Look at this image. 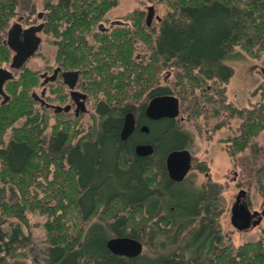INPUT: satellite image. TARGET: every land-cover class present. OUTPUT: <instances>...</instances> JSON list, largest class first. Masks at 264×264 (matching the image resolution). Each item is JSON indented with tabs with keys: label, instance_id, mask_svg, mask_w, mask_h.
Instances as JSON below:
<instances>
[{
	"label": "trees",
	"instance_id": "16d2710c",
	"mask_svg": "<svg viewBox=\"0 0 264 264\" xmlns=\"http://www.w3.org/2000/svg\"><path fill=\"white\" fill-rule=\"evenodd\" d=\"M21 1L0 0V64L10 60L6 32ZM54 1H46L47 31L62 30L61 56L75 68L95 66L89 74L94 88L107 90H93L104 97L96 106L95 126L77 142L75 125L60 128L56 121L51 127L48 112L35 109L31 90H18L37 84L34 72L12 83L10 99L0 101V264H24L21 252L31 244L23 231L30 225L28 211L47 216V264H264V232L258 241L236 248L213 232L220 183L209 179L194 186L168 177L167 154L187 146L190 135L178 117L145 119L147 102H141L174 94L184 111L200 115L201 93L212 104L213 116L227 111L242 120L240 133L229 140V154L245 151L264 129V102L238 107L226 101L224 90L210 94L204 89L208 80L226 83L232 77L226 61L238 55L237 46L253 57L264 51V0H160L170 11L158 30L146 22L143 11H134L127 18L136 15L135 29L118 28L115 39L108 37L95 52L85 37L118 0ZM138 41L150 51L145 63L135 58ZM173 67L175 90L159 84L160 73ZM137 101L142 104L138 121H145L150 131L123 140L124 116ZM139 140L154 147L153 155L134 152ZM252 150L253 158L264 153L257 145ZM201 165L202 171L209 170ZM255 178L264 199V163ZM100 211L102 221L82 227ZM198 216V226L191 228ZM112 233L141 236L153 252L122 260L106 246Z\"/></svg>",
	"mask_w": 264,
	"mask_h": 264
},
{
	"label": "rangeland",
	"instance_id": "374dc122",
	"mask_svg": "<svg viewBox=\"0 0 264 264\" xmlns=\"http://www.w3.org/2000/svg\"><path fill=\"white\" fill-rule=\"evenodd\" d=\"M46 1L22 0L16 6V14L11 19L10 24L16 21L21 14H27L28 7L35 8V14L45 11ZM149 5H154L155 15H159L161 18L165 17L168 11H170V7L160 0H118V4L111 8L106 15L109 18L107 25H109L110 20L124 18V16L126 17L127 14L134 10L143 11L144 18H146ZM160 22L154 19L151 27L158 30ZM95 30H97V27ZM40 35L42 37V44L39 49L41 52L28 62L30 69H43L47 64H53L57 51V45L55 46L54 44V36L52 34L48 36L45 34ZM89 39L93 42V36H89ZM235 49L239 52L238 55L226 61L233 68L234 73L232 77L226 83L208 80L205 85L208 89L205 87L204 90H212L210 94L213 93V90H224L226 101L238 107H250L259 102H264L262 98V92L264 91V51L258 57H253L240 46H237ZM149 52L141 42H137L135 58L138 62H147ZM159 84L175 90L177 87V85L175 86V68L164 69L160 73ZM30 92L42 96V90H31ZM92 94L87 106L89 111L77 118L78 121L75 124V128L80 131L77 138L85 135L90 128L95 126L94 115L97 117L96 106L98 101L103 99L104 96L99 95L96 97L94 93ZM216 96V98H219L218 94ZM199 97V102L204 106L202 113L195 115L192 110L184 111L181 104V113L178 119L179 126L190 135L185 147L191 151L194 160L193 168L189 172L186 181L194 186H201L211 179L222 185V192L217 208H220L219 222L225 245L232 244L236 248L248 242H256L263 235L264 218L256 227L247 231L238 230L231 223V209L236 201V196L243 189L246 191V202L251 209L264 210V199L258 190L255 178L256 168L264 163V153L259 152L256 158H253L251 155L253 151L252 147L256 145L262 147L264 151V129L251 140L250 146L245 151L231 156L229 154V140L240 133L242 120L230 116L227 111H222L219 116H213L212 104L206 101L207 97L201 93H199ZM45 98L47 102L53 104L52 108L47 110L49 124L52 127L57 121L56 112H54V106L57 105V94L54 90L47 91ZM128 100L131 101L132 99L129 98ZM141 102H148V100L144 97L141 99ZM34 107L36 110H43L39 102H35ZM217 125L221 126L217 127ZM50 130L51 128H49L48 132ZM8 137L7 135L6 141H8ZM202 163L206 164L209 170L202 171ZM183 188L190 191L186 187ZM100 214L101 211L92 220L96 221L99 219L101 217ZM27 216L30 225L23 226V231L30 237L31 244L27 247L28 252H21L23 253L21 260L24 264H36V257L42 263L44 254L50 246L47 231L43 226L47 220V216L39 211H28ZM200 219L201 217L198 216L191 225V228H196ZM153 244V247H158V243L153 242ZM177 246L178 243L173 245V248ZM144 252L152 254L153 250L145 245Z\"/></svg>",
	"mask_w": 264,
	"mask_h": 264
},
{
	"label": "flooded vegetation",
	"instance_id": "af4514ba",
	"mask_svg": "<svg viewBox=\"0 0 264 264\" xmlns=\"http://www.w3.org/2000/svg\"><path fill=\"white\" fill-rule=\"evenodd\" d=\"M150 6H152V5L148 6V12L146 14L145 20L147 23L150 22L148 24L151 26L154 19L161 21L162 18L159 15H155V7H153V9H152V8H150ZM34 10H35V8H29L28 7V13L27 14H25V13L21 14L16 21L12 22L9 25V27L7 29L5 41H6L8 48L11 52V57H10V60L5 61L4 63L0 64V68H5V69L11 71L13 73V77L11 79L6 80L5 83L3 84V90H5V92L7 93L8 98L6 99V98H4V96L0 95L1 102H5V101L10 99V93H8L7 90H10V86L12 83L19 82L21 77L22 76L25 77L28 72H34L36 75L37 84L33 85L29 89L26 87L20 86V87H18V90H42V96H38L36 93H33V96H34L36 102L40 103V105L42 107L41 109H43L45 112H47V110L51 109L53 106V104L46 101L47 100L45 98L46 92L54 90L55 93L57 94V105L54 106V112H56V115H57V126L62 128L63 124H67V123L75 125L77 122L76 121L77 118H79L80 116L84 115L86 112L89 111L87 106H88V101L90 100L91 96L93 95L92 94L93 90H107V89H105V88H100V89L94 88L93 76L92 75L89 76V74L91 73V71H93L95 69V66H92L91 64L87 63L85 68H80V67L75 68V65L72 67V65L66 63L64 58L61 56V44H62V40H63L62 34H61L62 30H58L57 33H56V31H54L53 33L47 31L48 27L50 26V25H48V14L50 13L49 12L50 10H48V8H46L45 11H40L37 14L34 13L35 12ZM109 11H107L103 15L101 21L98 23L97 30H94L91 33H88L85 37L87 45L89 46V48H92L91 52L99 51L100 46H104L103 44L106 41L105 39H108V37H111L112 40H114L115 34H116L115 32L118 28L120 29V28H124L125 26H127L130 29L131 28L135 29L136 15L134 16V18L133 17L127 18V15H130L131 13H133L134 11H137V10H134L133 12L127 14L126 17L124 16V18L122 17V18H115V19L110 20L109 25H107V21L109 20V18L106 15ZM150 13H151V18L149 17L150 19L148 20V15ZM12 18H14V17H12ZM16 23L21 24V30H20L18 36H19V40L22 43H26L27 39L30 36L29 33L26 32L27 29L42 25L41 30L35 32V34H37L40 37V44L38 46V49L35 51V53L31 57H29L27 59V61L23 64V66L18 67V68L13 67V65H12V61H13V57L15 55V51L12 49V47L7 42L8 30L13 24H16ZM40 34H45L46 36L52 34L54 36V44H55V46L57 45V51H56L54 59H53V64H47L43 69H38V70L30 69L28 62L30 61L31 58L35 57L37 54H40V52H41L39 50L41 47V44H42V37ZM89 36H93V42H91V40L89 39ZM99 36H102L103 39H99ZM67 71H77V73H78L76 76V79L74 81L73 87L69 86V84L66 81L67 79L64 77V73ZM72 91H76L78 94L73 95ZM150 99L151 98H149V100ZM149 100H148V102H149ZM79 102L81 103L80 105L85 107V110H83V111L78 110V103ZM148 102L146 103L145 108H144V115H145L144 117L147 120H152L145 113V109H146ZM141 105L142 104L140 101L138 103L137 102L133 103L134 108L132 111L134 112L135 118H136V128L133 131V133L135 132V133H139V134H142V133L146 134V133H149L150 127L148 124L145 123V121L139 122L138 116L136 113L137 111H139L141 109ZM128 111H131V110H128ZM68 119H70V122L68 121ZM143 126H147L148 131H144L142 129ZM81 137L74 138V141L77 142L79 139L80 140L83 139ZM141 143L150 144L149 142H144L141 140L136 141L134 143V152H135L136 146L138 144H141ZM183 148H186V147H183ZM151 155H153V154H151ZM151 155H147V156H151ZM193 162H194V160H192V168H193ZM165 167H166V158H165ZM192 168H191V170H192ZM166 173L168 175L167 168H166ZM168 177H169V175H168ZM186 179H187V177L184 180H186ZM184 180H182V181H184ZM182 181H175V182H182ZM216 207H217V205H216ZM250 209H251V207H250ZM251 210L254 211L255 209H251ZM215 212L217 214H216V218H215V224H214L215 227L213 228V232H215L217 234V237L220 240L222 237V230H221V225L219 222L220 208L219 209L217 208ZM260 212H261L260 213L261 221L258 224H260L264 218V213H263L264 210L260 211ZM258 217H259V215L255 216L254 220L257 219ZM92 219L91 220L90 219L85 220L83 222L84 224L82 225V227L83 228L87 227V229H89L93 222L103 220V219H101V217L99 219H97L96 221H94ZM88 220L91 222H89ZM88 222H89V224H87ZM86 224H87V226H86ZM258 224L255 226H251L250 228H248L244 231H247L253 227H256V226H258ZM86 233L87 232H85L84 236L86 235ZM116 236H130V235H119L117 233H112L107 237L106 243H107L108 239H110L112 237H116ZM214 236H215V234H214ZM130 237L141 240L143 242V245L145 246V243H144L143 238L141 236L140 237L139 236L138 237L130 236ZM111 253L114 255H117L118 257H120L122 260H125V261H128L129 259L132 258L130 256L119 255V254H115L113 252H111ZM144 253L145 252L143 250V252H141V254H144ZM141 254H139V255H141ZM48 255H49V252H45L42 263H40L39 259H37L35 257L36 264H47ZM139 255H137V256H139ZM80 261H82L81 258L79 260H77V263ZM86 264H88V263H86ZM91 264H94V262Z\"/></svg>",
	"mask_w": 264,
	"mask_h": 264
},
{
	"label": "water",
	"instance_id": "95a60500",
	"mask_svg": "<svg viewBox=\"0 0 264 264\" xmlns=\"http://www.w3.org/2000/svg\"><path fill=\"white\" fill-rule=\"evenodd\" d=\"M153 9V6H150ZM151 18V13L148 15V20ZM150 23V22H148ZM42 25L32 27L26 30L29 33V38L26 43L19 40V32L21 24H13L7 34V42L15 51L12 65L15 68L23 66L29 57H31L38 49L40 37L35 32L40 31ZM77 71H67L64 77L70 87H73L77 76ZM13 73L5 68H0V95L8 98L7 93L3 90V84L6 80L11 79ZM73 95L78 94L72 91ZM83 96V95H82ZM78 103V110H85V107ZM146 115L152 120H158L164 117L176 118L180 115V100L174 94H163L152 97L145 109ZM136 128V118L133 111H128L124 116V122L121 129V139H127ZM144 131H148L147 126H143ZM135 152L141 156L151 155L154 152V147L151 144L141 143L135 148ZM193 155L188 148L175 149L170 151L166 157V168L169 177L174 181L184 180L192 168ZM231 223L238 230H246L251 226L257 225L261 221L260 211H252L246 202V191L241 190L236 196V201L231 209ZM264 213V212H263ZM259 217L254 220L255 216ZM108 249L119 255L134 257L143 252L144 245L139 239L130 236H116L108 239L106 243Z\"/></svg>",
	"mask_w": 264,
	"mask_h": 264
},
{
	"label": "bare ground",
	"instance_id": "6f19581e",
	"mask_svg": "<svg viewBox=\"0 0 264 264\" xmlns=\"http://www.w3.org/2000/svg\"><path fill=\"white\" fill-rule=\"evenodd\" d=\"M225 87H226V86H225ZM179 117H180V116H179ZM179 117H178V118H179Z\"/></svg>",
	"mask_w": 264,
	"mask_h": 264
}]
</instances>
